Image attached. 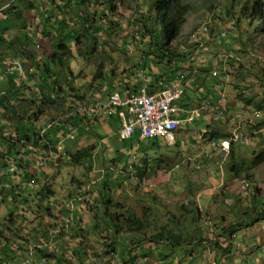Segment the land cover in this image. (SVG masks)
Segmentation results:
<instances>
[{
    "label": "rangeland",
    "instance_id": "rangeland-1",
    "mask_svg": "<svg viewBox=\"0 0 264 264\" xmlns=\"http://www.w3.org/2000/svg\"><path fill=\"white\" fill-rule=\"evenodd\" d=\"M22 1L26 9H35L32 6L35 2H19ZM54 1L55 6L43 1L38 5L47 4L39 12L52 10L51 15L44 14L43 19L50 21L48 26L30 20L32 26L28 28L14 12L18 2H14L3 16L8 28L5 27L1 34L21 36V45L13 44L14 50L32 56L24 48L26 44L23 45L22 37L29 35L26 32L32 33L33 29L41 35L39 42L32 40L31 51L41 42L44 48H40L38 55L42 59L29 63L27 69H32L28 76L34 77L30 81L32 84L46 76L55 81L58 95L54 106L38 104L34 114H23L27 109L24 103L20 110L14 105L20 125L32 131L33 125L37 124L34 130L37 134L22 132L31 136L22 146L18 144L19 133L16 121L12 120L13 113L0 111V264H40L43 255L37 253L38 249H48L53 242L59 250L60 260L46 264H65L61 262L63 259L78 263L76 256L73 257L75 251L86 264H93L97 255L109 261L108 256L111 260L115 256L108 253L107 245L113 244L119 252L115 260L109 261L112 264H123V258L130 261L129 256L135 255L139 245L147 246L145 256L148 260L153 251L157 252L151 238L160 226L179 219L184 213V205L192 212L180 219L184 228L179 232L187 230V235L193 239L200 236L201 226L205 231L198 241L200 246L194 241L195 244L169 251L174 264H264V0H183L189 5L190 13L181 36L170 47L180 56L171 64L166 58L159 60L153 49L156 56L145 58L144 53L150 54L149 46L153 44L152 35L144 27L153 24L148 15L149 0H83L79 3L83 8L70 4L62 8L57 0ZM255 7L262 10L261 16L255 15L258 14ZM80 10L89 17L86 27L82 25L83 15L81 19L76 18L74 11ZM7 14L9 17L5 16ZM68 21L74 26L65 23ZM203 28L208 32L204 33ZM196 30L203 32L200 39L207 49H201L203 42L200 39L198 42L191 38ZM157 32L160 35L161 28ZM79 34L80 44L76 43ZM62 42L70 48L64 54L63 64L59 58H53L54 54H63L58 49ZM47 55H50L47 57L49 70L42 76L39 68L44 66L42 60ZM182 56L186 57L183 59ZM189 63L204 76L197 83L191 81L187 85L181 104L187 101L189 105L185 107L190 111L201 109L202 105L206 107L193 125L182 126L174 143L164 138L147 139L143 142L145 151L142 146L130 156L126 151L118 162L112 163L111 158H117V155L103 153L105 147L99 139L103 132L95 128L100 133L96 136L92 130L85 129L75 132L76 139L68 134L65 135L66 139L69 137L66 142L64 138L58 139L63 147L60 150L57 146L58 160L47 165L37 161L42 153L53 147L49 140L41 139L40 133L53 122H66L73 115L70 107H59L64 101H69L75 110L80 105V100L74 101L76 95L97 102L101 100L98 94L110 90L122 92L123 85L140 86L143 79L144 83L147 79L152 83L157 79L169 81L175 70L177 72ZM3 69L0 62L1 75ZM100 74L104 78L97 80ZM21 84L22 81L14 89H20ZM58 88L64 89L66 95ZM0 92L8 94L9 87L0 83ZM240 94L251 104L239 99ZM36 98L40 102L45 100L40 93ZM101 101L108 102L109 99ZM257 103L262 105V111H258ZM4 120L10 123L9 127H5ZM211 132L219 136L218 142H230L229 148L235 150L234 160L231 150H210ZM137 134L140 137L139 129ZM116 141L114 136L108 143L116 144ZM37 144V149H32ZM91 145L97 147L91 170L85 164H72L64 155L66 148L76 152ZM124 145L128 147L130 143ZM22 148L31 149L36 154L35 159L25 155L22 161ZM209 151L210 157H206ZM5 155L12 157L17 170H22L20 173L6 167ZM145 163L148 173L141 179L135 176V166ZM235 163L243 167L239 175ZM49 186L52 194L43 199L40 193ZM254 198L259 200L258 206H252L250 214L243 215L241 208ZM105 199H110V216H128L132 211L145 220L147 226L141 232H134L133 228L129 232L126 221L117 233L110 226L109 216L104 215ZM72 203L74 206L70 209L67 205ZM196 205L204 215L193 224ZM117 224L121 226L119 221ZM171 228L179 230L174 225ZM52 235L56 237L53 240ZM121 236L122 241L118 239ZM132 237L138 241L131 242ZM132 243L130 253L128 246ZM143 257L139 264L145 261Z\"/></svg>",
    "mask_w": 264,
    "mask_h": 264
},
{
    "label": "trees",
    "instance_id": "trees-1",
    "mask_svg": "<svg viewBox=\"0 0 264 264\" xmlns=\"http://www.w3.org/2000/svg\"><path fill=\"white\" fill-rule=\"evenodd\" d=\"M234 1L236 2L238 0H234ZM257 4H256V6H257ZM254 10H255V13H258V14H255L256 16H261L262 15V10L261 9L257 10V7H255ZM189 13H190V7L183 0H149L148 15H149V18H151V20H153V24L150 27H148L147 25L145 26L144 24L143 25H144L146 31H148V33L150 35H152L153 44H151L149 46L150 54L144 53L145 54V58H147L148 55H154V56L157 55L156 57L159 60H161V61H165V58L168 59L169 60V62H168L169 64H171L170 62L174 61L175 57L176 58L177 57L180 58V56L179 55L177 56V54H176V52L174 50H170V47L181 36L183 28L187 24ZM83 16L84 17H82V19H83L82 20V25H84L86 27V24L89 22V17L85 16V14ZM91 20H93V18H91ZM65 23L68 24V22H65ZM112 24H115V22H112ZM155 26L158 27V30H157V28H155ZM160 28H161V32H160L161 36L158 35V32H157V31H160ZM202 31L204 33H206L207 30H206V28H203ZM202 31L196 30L193 33V35L191 36V38L193 40H197L199 42V39H200L201 35H203ZM158 36L160 38L156 39V37H158ZM96 39L97 38H95V40ZM200 40L203 42L202 39H200ZM76 43H78V44L81 43V35L80 34L76 37ZM94 44H96V42ZM202 45H203L201 47L202 50L207 49V48H205L206 46H205L204 42H203ZM58 49L63 54L62 55L54 54L53 58L54 59L59 58L60 63L63 64V59H64V56H65L64 54L66 52H69L70 48L66 45L65 42H62L61 44L58 45ZM152 49L155 50L156 55L154 54L153 51H151ZM186 56H182V58L184 59ZM141 67H143V66H141ZM180 70H183L184 72L187 70V71L190 72V74H189V76L187 78L189 80V82H185V90H186V92H187V85L191 81H194V82L197 83L204 76L201 70H200V72L196 71L195 69L192 68V65L190 63L186 67H180L177 71H180ZM174 73H176V70H175ZM196 77H198V78H196ZM103 78L104 77L102 76V74H100L99 76L97 75V77H96L97 80H100V79H103ZM163 80L164 79H157L156 83H151V85L149 83V87L150 88H156L157 85H159ZM54 82L55 81L51 82L48 79L47 80L45 79L43 81L44 85H42V87H41V92H43V96H44V99H45L44 102H46V104L49 103L52 106H54L53 104L55 102V98L58 95V94H56L54 96L52 94V93L55 92V87L57 86V84L54 83ZM141 86H142V83L140 84V86H135L134 87L135 88V92ZM45 88H48V90H49V92H47L46 95L44 94V89ZM129 89H130V91L133 90L131 87H129ZM61 93L66 95L64 89H62ZM75 97H76V99L73 97L74 101H79L80 100L79 101L80 105L82 107H85V108H92V106H93L92 104L95 103V102H92L93 99L92 100H87L86 97L84 98V96L76 95ZM238 97H239V99H243V101L251 104V101L245 100V98H244L245 96H243L242 94H240ZM3 98L5 99V97H3ZM3 98L0 99V105L2 103H4V99ZM68 98L70 99V97H68ZM182 104H181L182 107H185V106L189 105V103L187 101H182ZM63 105H64V102L60 106H63ZM69 105H71V103H69ZM205 107H206V105H202L201 106L202 110L205 109ZM256 107H257L258 111H262V109H263L262 105L259 104V103L256 104ZM7 108L9 109V112H11V108L10 107H7ZM70 108L71 109L69 111L73 115L70 118H68L66 120V122L63 120L60 123V125H61L60 127H61L62 131L65 130L64 125H67L69 127L70 133L68 134V131H67V132H64L63 135H66V134L70 135L72 133V134H74L76 136L75 132H81L80 125H78L79 121L77 120V117L75 118V116H79L81 118L80 119L81 122L85 123L87 128H90V126L95 122V120H97L99 118L98 117L99 115L90 117V116L87 115V113L85 111L80 110L79 108H77V110L76 109L74 110V106H71ZM120 110H121L120 108H117L116 110H112L111 113H109V112H105V113L108 116H110V118H114L115 117V118L120 119L119 116H118V112H120ZM65 111H63V112H65ZM101 112H103V111H101ZM200 116H201V111H200V115L198 117H200ZM196 121H197V119L194 122H196ZM199 121H201V120H199ZM183 125L184 126H186V125L187 126H191V125H189L187 123L186 124H182L180 126V129L182 128ZM35 129L36 128L34 127L32 129V131L37 134V132L34 131ZM58 129H60V128H58ZM61 129H60V131H61ZM121 129H122V125H121V127L119 126L117 132H119ZM137 129H139V128H136L135 133L132 136V138L127 139V140H123L122 141L123 143L119 144L118 147L116 145L115 147L111 148L113 150L116 149L115 150L116 151L115 155H117V158L114 157V156L111 158V162L112 163L113 162H115V163L118 162L119 157H122V153H124L126 151H128L127 152L129 154L128 156L133 154V152L139 151L140 150L139 147H141V146L143 147L142 151H145V149H144L145 146L143 145L144 140H141L140 137H138ZM180 129L178 130V132L180 131ZM26 131L27 132H32L31 130H27V128H26ZM51 131H52V133H50V136H51V134H53V138L50 141L51 143H53L52 150L54 152H58L57 146L59 145L58 143L60 141H58V138L56 137V132L53 133L54 130H51ZM94 134L97 136L96 133H94ZM139 134H140V130H139ZM212 134H213L212 132L209 134V135L212 136V138L210 139V145H211V149L210 150L214 151L215 147L212 146V144L215 143L216 147L221 148V144H219L221 141L218 142L220 140L219 136H217L215 133L213 135ZM40 136H41V133H40ZM25 138L26 139L27 138L31 139V136L25 135ZM41 139L48 140L49 139V133L45 132L43 134V136H41ZM99 139L102 140V136ZM27 143H28V140H27ZM124 143H128V144L130 143V145L128 147H126L124 145ZM104 147L105 148L103 150V153L105 155L106 154L107 155H109V154L113 155L114 154V153L109 152V150H110L109 147H106V145H104ZM209 148H210V146H209ZM32 149H34V148H32ZM35 149H37V147H35ZM95 150H97V147L95 145H91V146L80 148L76 152H71L70 150H68L66 148L64 155L66 156V158L72 164H74V165H84L85 164L87 169L91 170L92 164H93V160L96 161L95 158H94ZM230 150H231V159L234 160L233 156L235 154V150H234L233 147H230L229 151ZM28 152H30L32 155L35 156V154L32 152V150H28ZM205 156L206 157H210V151L207 152L205 154ZM39 158L41 160H43V161L46 158H50L51 161L52 160H58V159H56V156L54 154H51V152H45V153L41 154L39 156ZM104 158L107 159L106 156ZM54 162L56 163V161H54ZM95 163L97 164V162H95ZM125 164H127V163H125ZM7 166H8V164H6V167ZM133 167H134V165H133ZM135 168L137 169V174L136 175L134 174V175L139 177V178H141V179L143 177H145L146 174L148 173V165H147V163H145L144 166L136 165ZM46 169H48V167ZM242 169H243L242 166H240L239 164L235 163V171H236L237 175H239L243 171ZM128 175L131 176L130 173H128ZM149 179H151V177H149ZM107 184H106V186H107ZM43 191L44 192L40 193L41 196L43 197V199H46V197L49 194H52V189L50 188V186L49 187H45V189ZM256 201H257V198H254V200H251L248 203H245V206L243 205L244 207L241 208L242 209L241 210L242 214L243 215L250 214V212L252 211V206H253V208L258 206L259 200L257 202ZM104 204H105L104 215L109 216L110 226L114 227L116 229L117 233L121 230L122 225H124L126 223V221L128 223V227H129L127 229V231H129V232H130V229L132 230V228L135 230L134 232H141V230L143 228H145V226H147L146 225V221L141 219V218H138L136 216V214L134 212H132V211H129L130 213L128 214V216L122 215V214H117L116 216H110V212H109L110 199L109 200L105 199ZM192 204L195 205L194 202H192ZM182 209H183L184 213L182 214V216L179 219L169 220L166 224H164L163 226H160L157 234L151 238L152 243H154V245L157 246V247H153V249L156 248L155 250H157V252L153 251L150 259L146 260L147 258L145 256L146 253H147L146 251L148 250L147 246H140L139 245L135 255L134 256L133 255L129 256L130 261L126 260V258H123V262H124L123 264H139V259H140V257L142 258V256H144L143 258H145V261H143V264H174V262L170 259V252H169V251L172 250V248L183 246V245H186V244H195V243H196V246H200L201 244H199L198 241L201 240L202 232L205 231L202 226L200 227V232H199L200 236L195 237L193 239L190 238L187 235V233H188L187 230H184L182 233L179 232L182 228H184L183 221H181L180 219L181 218L184 219L185 215L189 216L191 214V212H192L190 210L189 206H185L184 205ZM194 212L195 213L193 214V217H192L193 221H194L193 224H197L198 221L202 220V216L204 215V213L201 211V209L199 208L198 205H196ZM262 216L264 217V215H262ZM249 217H250V215L248 216V219H249ZM118 221L121 224V226H119L117 224ZM171 225H174V227L179 228V230L178 231L173 230V228H171ZM196 233H198V230L196 231ZM55 238L52 235V240L55 239ZM118 239H120V241H122L123 238L121 236ZM133 240L138 241L137 239L132 237L131 242H133ZM194 241H195V243H194ZM132 245H133V243L129 244V246H128L130 253H132V249H131ZM39 247H41V246H39ZM107 247L110 248L108 253L115 256V258L113 257L112 260H111V258L109 256L107 258H109L111 261L115 260L117 258V253L119 252L117 246L113 244L112 246L111 245H107ZM118 247H120V246L118 245ZM82 248L84 249L85 247L82 245ZM120 248H122V247H120ZM58 252H59V250H58L57 246L54 244V242L52 243V245H50V248H48V249H45L43 247L39 248L37 253H40V255H43V256H40L39 260H41V262H42L40 264H46L48 261H52V260H55V259H59L60 260V258L57 255ZM77 252L75 251V254L73 255V257L76 256L78 263H75L74 260L73 261L67 260V262H66L65 259H63L61 262H65V264H86L87 262L84 263L82 261V259H81V254L79 252L77 254ZM108 253H106V255H108ZM92 261H93V264H112L111 262L107 261V259H105L103 257H99V255H97V257L94 258Z\"/></svg>",
    "mask_w": 264,
    "mask_h": 264
},
{
    "label": "crops",
    "instance_id": "crops-1",
    "mask_svg": "<svg viewBox=\"0 0 264 264\" xmlns=\"http://www.w3.org/2000/svg\"><path fill=\"white\" fill-rule=\"evenodd\" d=\"M19 1L20 0H17L15 2V3L18 2V7H16L14 9L15 10L14 12L16 13L17 16H19L20 18H22L23 23H27L28 24V28H30L32 26L31 24H29L30 20H35L36 23H38V24H40L42 26H48V23L50 21H47L46 22V19H43V18H44V14L51 15V11L52 10L49 9L47 13H42V12H39V11L42 8L44 9L47 4L48 5L49 4L52 5L54 3L53 5L55 6V1L54 0H43V2H50V3H47L46 5H43L42 7L41 6H38V5H42L43 2L42 3L41 2L32 3V6L35 7V9L34 10H31V11L25 8V2H23V1L22 2H19ZM81 1H83V0H57V3H59V5L62 8L66 4H70L71 6H78L79 8H83L82 5L79 6V3ZM7 2H9V3H7ZM13 3H14V0H0V37L2 38L0 40V62L3 63V67H4V69H3L4 74L3 75H1L2 70L0 71V83H4L6 88L9 87V93L8 94L6 92L5 93H1L0 92L1 99L3 97H5V99H6L5 100L3 98L4 99V103H2L0 105V111L1 110H6L8 113H13L12 120H15L16 121V127H17V131L19 133V135L17 137L18 144L22 146L23 145V142L22 141L23 140H26L27 141L26 138H23L22 137V135H23L22 132H25V134H27L28 132L26 131V128L24 126H22V125H20V123H18V121H19L18 120V114L19 113L18 112H15L16 108H15L14 105H17L18 108H19L18 110H20V109L23 108L22 104L24 103V104H26L27 109L24 110L25 112H23V114H30V113H33L34 114L35 113L34 112L35 111L34 109L36 108V105H38V104H40V105L46 104V102H44V101H41L40 102L36 98V95H37V93H40L41 96H42V98H44L43 92H41V87H42V85H44L43 81L45 79L47 80L48 78L46 76L45 78H43L42 80H40L38 83L32 84L30 81H33L34 80V77L32 79V77H29L28 76V74H30V70L32 69V68L27 69L29 63H32V61L34 63H37L36 61H39L40 58H41V56L38 55L40 53L39 50H40V48H42V49L44 48L43 45L42 46L40 45L41 44V42H40V44L39 45H36V47L34 46L33 51H31V48L33 46L31 44L32 40H35L34 42H39V40H40V36L41 35L39 33H36L35 30L33 29V32L32 33L26 32V34H29V35H27V36L25 35L24 37H22L23 38L22 39L23 45L26 44V47H24V46H22V47L28 49L31 52V55L32 56H30V54L28 55V54L24 53V51H22V50H21L22 52L19 51L18 49L17 50H14L13 44L14 45L15 44L16 45H19V44L21 45V41H20L21 36H17V38H16V37H12L9 33H6V35L1 34L2 32L4 33V29H5L6 25H8L7 24V21L4 20V18H3L4 13L6 14V12L8 10H10L11 5ZM57 6H58V4H57ZM74 12L77 14V16H79V17L76 16V18L81 19V16L83 15L81 12H83V10H80L78 13L76 11H74ZM22 13H24V14H22ZM54 13H55V11H54ZM5 16L9 17L8 14L5 15ZM68 23L71 25V27L74 26V24H73L72 21H68ZM6 28H8V27H6ZM36 49L38 51H35ZM48 56H50V55H47V56H44L43 57V60L42 61L44 63V66H41L39 68L40 74L42 76H44L46 74V72L49 70L48 69V66H47V57ZM43 67H45V69ZM144 80L145 79H143L142 85H149V83L151 85L152 82H150L148 79L145 81V83H144ZM21 81H22L21 88L15 90L14 87L19 86L20 83H21ZM49 81H51V80H49ZM123 87H125V88L123 89L122 92H115V90H112V91L110 90L108 92H105L104 91L102 94H98V95H100V99L102 100V99H109V96L113 95L114 93H121L124 96H128L132 92H135V88H134L135 86H129V87H131L133 89L132 91H130V89H129V87L127 85H123ZM157 88L162 89V87H161L160 84L157 85L156 88H151V89L155 90ZM61 89L62 88H58V90L62 91ZM47 92H49V90H48V88H45L44 89V94L46 95ZM52 94L55 96L57 93L54 92ZM104 95H107V97L104 98ZM10 103H11V105H10ZM69 103H70L69 101H64V105L63 106H59V107L60 108H63V107H66V106L67 107L73 106V105H69ZM7 107H10L11 108V112H9V109ZM102 111L103 112H101V114L98 116L99 118L97 120H95V122L90 126V128H87L86 127V124L83 123V122H81V120H80L81 118L80 117H77V120L79 121L78 122V125H80V129L81 130H84V129H87L88 130L89 129V130H92V132L96 133L97 135H99L100 133L96 129H100L103 132V134H101V136H102V140L101 141L103 142L104 145H106V147H109L110 148L109 152L116 154V151H115L116 149L113 150L111 148L112 147H115L116 145L118 147V145L122 143L121 141H123L120 138V136H119V132H117L119 126L121 127V125H122L121 124V120L118 119V118H115V117L114 118H110V116H108L105 113L106 110H102ZM53 123L55 125L54 129H52V130H54L53 133L56 132V137L58 139L60 137L61 138H64V140L66 142L69 139V137L66 139V137H65V135H63V133L68 131V134H69L70 133L69 127L67 125H64L65 130L62 131V129L60 127L61 125H60L59 122H57V123L56 122H53ZM9 124L10 123H7V121H5V127L6 128L9 127L8 126ZM33 126L37 127V124L35 123V125H33ZM58 128H60L61 131ZM43 132L44 133L45 132L51 133L50 130H44ZM114 136L117 138V141L115 142L116 144H114V143H108V141L112 140V138ZM51 138H53V134H52ZM59 147H60V149L63 148L62 145H60V144H59ZM27 150H30V149H27ZM27 156L30 159H34L32 154H29ZM3 159H4V157H3ZM37 160H39V159H37ZM50 161H51V159L49 158L48 159V163ZM21 171H19L18 173H20Z\"/></svg>",
    "mask_w": 264,
    "mask_h": 264
},
{
    "label": "built area",
    "instance_id": "built-area-1",
    "mask_svg": "<svg viewBox=\"0 0 264 264\" xmlns=\"http://www.w3.org/2000/svg\"><path fill=\"white\" fill-rule=\"evenodd\" d=\"M31 1L38 3L43 0ZM189 74L190 72L187 70L185 72L180 70L169 81L163 80L160 83L162 89L153 90L149 85H142L136 92H132L128 96L122 97L121 94L114 93L109 96L107 103L98 100L92 104V108L80 106L79 109L93 117L100 115L102 110L111 113L112 110L120 108L118 116L122 123V129L119 131V136L122 140L132 138L136 128H139L141 140L164 138L174 143L180 126L186 123L192 125L202 110L201 108L190 111L181 105V99L186 93L185 82H189L187 79ZM52 127V124L49 125L47 130ZM70 136L72 139L76 138L72 133ZM229 145L230 142L224 140L221 143V149L228 152ZM212 146L215 147L214 149L218 148L215 143ZM20 153L21 158H23L25 152L21 151ZM5 162L12 171L17 172V168L14 166L16 162L13 161L12 157L7 156ZM45 162L44 160L40 164L45 165ZM1 188L0 186V191Z\"/></svg>",
    "mask_w": 264,
    "mask_h": 264
},
{
    "label": "clouds",
    "instance_id": "clouds-1",
    "mask_svg": "<svg viewBox=\"0 0 264 264\" xmlns=\"http://www.w3.org/2000/svg\"><path fill=\"white\" fill-rule=\"evenodd\" d=\"M16 1H17V0H15V2H16ZM0 99H1V97H0ZM80 106H81V105H79L78 108H79ZM76 110H77V109H76ZM50 125H51V124H50ZM52 125H54V123H52ZM48 126H49V125H48ZM48 126H47V127H48ZM47 127L45 128V130H47ZM53 128H54V126H53L51 129H48V130L51 131ZM51 133H52V131H51ZM51 136H52V134H51ZM51 136H50V133H49V139H48L49 141L52 140ZM75 139H76V138H75ZM59 144H60V143H59ZM37 146H38V144L35 145V146H33V148H34V147H37ZM58 148L60 149L59 145H58ZM30 150H31V149H30ZM60 150H63V148L60 149ZM21 151H24V152H25V153H24V157H25V155H29V154H31V153L28 152V150L25 149V148H22V150H20V152H21ZM48 152H51V154H54V155L56 156V159H59V157H58V155L56 154V152H54V151L52 150V147L48 149ZM42 154H43V153H42ZM35 155H36V154H35ZM7 156H8V155H5V156H4V161H5V158H6ZM24 157L22 158V161H24V160H23ZM33 157H34V159H35V156H34V155H33ZM37 158H38V157H37ZM38 159H39V160H37L38 162H42V161H43V160H41L40 158H38ZM48 159H49V158H46V159H45V161H46V162H45V165H47V163H48ZM5 163H6V162H5ZM6 164H7V163H6ZM19 170H21V169L19 168V169L17 170V172H19ZM17 172H15V173L17 174ZM1 191H2V188H1ZM1 191H0V192H1Z\"/></svg>",
    "mask_w": 264,
    "mask_h": 264
},
{
    "label": "bare ground",
    "instance_id": "bare-ground-1",
    "mask_svg": "<svg viewBox=\"0 0 264 264\" xmlns=\"http://www.w3.org/2000/svg\"><path fill=\"white\" fill-rule=\"evenodd\" d=\"M194 72H195V71H194ZM43 134H44V132L41 133V136H43ZM44 140H45V139H44ZM45 141H47V140H45ZM22 142H23V144H24V143L26 142V140H23ZM67 206H68L69 208H70V207L73 208L74 204H73V203H72V204H68ZM71 208H70V209H71Z\"/></svg>",
    "mask_w": 264,
    "mask_h": 264
}]
</instances>
